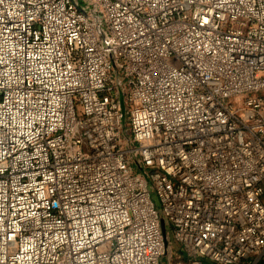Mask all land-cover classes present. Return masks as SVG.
I'll use <instances>...</instances> for the list:
<instances>
[{
	"label": "built area",
	"instance_id": "obj_1",
	"mask_svg": "<svg viewBox=\"0 0 264 264\" xmlns=\"http://www.w3.org/2000/svg\"><path fill=\"white\" fill-rule=\"evenodd\" d=\"M263 91L264 0H0V264H258Z\"/></svg>",
	"mask_w": 264,
	"mask_h": 264
},
{
	"label": "rangeland",
	"instance_id": "obj_2",
	"mask_svg": "<svg viewBox=\"0 0 264 264\" xmlns=\"http://www.w3.org/2000/svg\"><path fill=\"white\" fill-rule=\"evenodd\" d=\"M81 2H83L84 4H86V0H81ZM263 93H264V91H263ZM122 119H123V122H125V120H126V113H125V109L124 108H123V117H122ZM162 225H163V230H164L165 238H166V241L168 243V241H169V234H168V232L166 234L167 227H166V222L164 220L162 221ZM169 242H170V245H171V247H172V249H173V251L175 253L177 251L176 250V245L173 244V241L172 240H170ZM162 263L163 264H166V258H163V262ZM259 264H264V257L260 260Z\"/></svg>",
	"mask_w": 264,
	"mask_h": 264
},
{
	"label": "water",
	"instance_id": "obj_3",
	"mask_svg": "<svg viewBox=\"0 0 264 264\" xmlns=\"http://www.w3.org/2000/svg\"><path fill=\"white\" fill-rule=\"evenodd\" d=\"M162 221H163V220H161V224H162ZM162 230H163V225H162ZM163 232H164V230H163Z\"/></svg>",
	"mask_w": 264,
	"mask_h": 264
},
{
	"label": "trees",
	"instance_id": "obj_4",
	"mask_svg": "<svg viewBox=\"0 0 264 264\" xmlns=\"http://www.w3.org/2000/svg\"><path fill=\"white\" fill-rule=\"evenodd\" d=\"M259 264V263H258Z\"/></svg>",
	"mask_w": 264,
	"mask_h": 264
}]
</instances>
